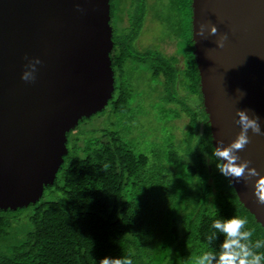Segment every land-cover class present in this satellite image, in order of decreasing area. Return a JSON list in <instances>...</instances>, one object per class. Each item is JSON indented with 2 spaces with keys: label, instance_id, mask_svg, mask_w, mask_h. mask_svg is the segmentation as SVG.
Masks as SVG:
<instances>
[{
  "label": "trees",
  "instance_id": "1",
  "mask_svg": "<svg viewBox=\"0 0 264 264\" xmlns=\"http://www.w3.org/2000/svg\"><path fill=\"white\" fill-rule=\"evenodd\" d=\"M190 2L109 0L113 91L73 129L105 108L124 126L66 133L67 153L41 197L0 209V264H99L124 255L133 264H194L210 250L213 220L233 215L248 220L253 242L264 241V228L207 159L214 148L192 53ZM148 12L171 33L172 54L137 45ZM137 70L159 82L161 112L171 115L166 122L186 117L187 147L163 141L150 155L137 150L129 137L138 109L130 76ZM222 239L218 234L211 246L217 249Z\"/></svg>",
  "mask_w": 264,
  "mask_h": 264
},
{
  "label": "water",
  "instance_id": "2",
  "mask_svg": "<svg viewBox=\"0 0 264 264\" xmlns=\"http://www.w3.org/2000/svg\"><path fill=\"white\" fill-rule=\"evenodd\" d=\"M192 53L211 144H228L236 109L264 129V0H191ZM109 0H0V209L36 202L67 153L66 133L100 111L113 91ZM228 33L196 35L200 23ZM39 57L36 80L20 76L25 57ZM244 93L243 97L237 92ZM239 155L264 173V136L249 132ZM238 200L264 228L252 185L229 180Z\"/></svg>",
  "mask_w": 264,
  "mask_h": 264
},
{
  "label": "clouds",
  "instance_id": "3",
  "mask_svg": "<svg viewBox=\"0 0 264 264\" xmlns=\"http://www.w3.org/2000/svg\"><path fill=\"white\" fill-rule=\"evenodd\" d=\"M196 35L201 38L215 36L217 48H223L228 40V33L218 35L217 27L212 23H200L196 29ZM26 63L21 73V80L26 83H34L36 80L37 65L42 61L39 57H25ZM243 97L244 93L237 90ZM234 123L238 125L239 132L228 144L223 140H218L216 147L207 156L209 162L215 161V167L224 177L229 180L252 185V195L254 202L258 206H264V173L259 172L255 167L250 166L251 161L242 159L239 155L247 145L251 143L249 132L257 136H264V129L261 128L260 118L248 111L236 109ZM248 220L239 216L228 218H217L211 224L212 231L207 235V243L210 250L198 255L194 264H264V241H252L253 230L246 229ZM222 235L223 239L217 249L211 245L216 240L217 235ZM99 264H133L130 255L118 258L103 257Z\"/></svg>",
  "mask_w": 264,
  "mask_h": 264
},
{
  "label": "rangeland",
  "instance_id": "4",
  "mask_svg": "<svg viewBox=\"0 0 264 264\" xmlns=\"http://www.w3.org/2000/svg\"><path fill=\"white\" fill-rule=\"evenodd\" d=\"M163 30V25L158 22L154 14L148 12L144 22H142L137 42H140L139 44L141 45H146L149 41L155 43L158 37H160V40L164 41L159 44V49L164 54H172L175 46L172 39H168V35L171 33H166L165 31L163 33ZM163 34L164 37L162 36ZM127 69L130 70L131 68L127 67ZM130 82L136 94L134 102L137 104L138 109L135 111L137 113L136 123L133 127H130L129 137L137 145V150L150 155L153 147L158 144V146L162 145L163 141L173 142L178 150L183 149L182 147H187V142L183 140L187 119L185 116H182L173 121L166 122L171 115L161 112L159 100L161 89L159 88V82L153 80L148 71L142 70L135 71L130 76ZM111 123H113L114 127L124 126L118 115L110 113L108 108H105L102 113H98L92 118L81 122L77 129L72 130L70 136L72 137L78 132L88 134L108 125L110 126ZM165 144L163 142V145Z\"/></svg>",
  "mask_w": 264,
  "mask_h": 264
},
{
  "label": "flooded vegetation",
  "instance_id": "5",
  "mask_svg": "<svg viewBox=\"0 0 264 264\" xmlns=\"http://www.w3.org/2000/svg\"><path fill=\"white\" fill-rule=\"evenodd\" d=\"M190 4H191V2H190ZM191 6V5H190ZM192 13V12H191ZM138 41V40H137ZM164 40H160V37H158V39L156 40V42L154 43V42H152V41H149V42H147V44L146 45H150L151 47H153V48H155V49H158V50H160L161 52H162V50L161 49H159L160 48V46H159V44L160 43H162ZM137 43V45L138 46H146V45H141V44H139L138 42H136Z\"/></svg>",
  "mask_w": 264,
  "mask_h": 264
}]
</instances>
